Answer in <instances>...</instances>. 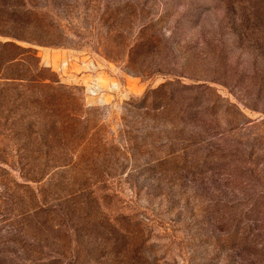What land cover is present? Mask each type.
<instances>
[{"label":"rangeland","instance_id":"374dc122","mask_svg":"<svg viewBox=\"0 0 264 264\" xmlns=\"http://www.w3.org/2000/svg\"><path fill=\"white\" fill-rule=\"evenodd\" d=\"M17 2L61 26L19 44L75 96L80 137L47 142L77 159L47 171L65 206L35 207L20 134L48 121L2 105L0 264H264V0Z\"/></svg>","mask_w":264,"mask_h":264},{"label":"trees","instance_id":"16d2710c","mask_svg":"<svg viewBox=\"0 0 264 264\" xmlns=\"http://www.w3.org/2000/svg\"><path fill=\"white\" fill-rule=\"evenodd\" d=\"M60 30V25L46 22L41 14L28 8L24 2H17V0L0 2V36L10 40L6 43L0 42V114L3 112V104L12 103L11 105H21L23 116H34L37 124L39 116H44L48 121L47 125L46 120L41 124L44 128L36 130L37 126L32 120L33 123H29L26 127V131L31 129L30 133L20 134L26 139L22 148L25 152L19 156L26 163V165L21 164V169L27 172L25 178L33 183L41 182L47 176L45 189L39 190L38 203L40 204L38 206L37 202L35 204V207L40 209H44L40 205H49L44 201H47L50 196L52 205L59 201L63 207L67 202L66 198L61 197L64 193H68L65 191L67 183L53 181L54 178L50 179L47 171L50 168L61 169L74 163L77 159L74 156L76 153L73 152L69 157L65 149L57 150L52 148L53 146H50V149L47 142H63L64 129L72 130L74 141L79 139V132L76 128L78 123L75 118L78 116L79 105L69 89L62 85L48 68L42 66L37 51L30 47H23L19 43L43 47L58 46ZM10 90L13 93H10ZM7 109L9 106L5 107V110ZM53 115L63 116L62 122H59L60 126L52 118ZM40 130L47 131L42 134L44 142L38 133ZM37 137L40 139V144L44 143L43 147L48 148L33 147L32 142ZM76 196L77 194H74L72 197ZM45 209L44 212H49L47 208ZM59 227L53 224V229H59ZM47 251L51 254H47ZM37 255L39 257L47 255L50 258L47 261L41 260L42 262L39 263H50L56 259L52 248L38 249ZM26 261L35 264L31 258H27Z\"/></svg>","mask_w":264,"mask_h":264}]
</instances>
